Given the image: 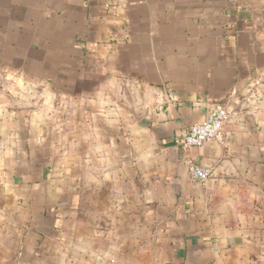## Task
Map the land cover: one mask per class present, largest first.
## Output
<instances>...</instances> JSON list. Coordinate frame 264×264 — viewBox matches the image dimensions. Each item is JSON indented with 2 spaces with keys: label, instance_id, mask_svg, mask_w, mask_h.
Returning a JSON list of instances; mask_svg holds the SVG:
<instances>
[{
  "label": "crops",
  "instance_id": "crops-1",
  "mask_svg": "<svg viewBox=\"0 0 264 264\" xmlns=\"http://www.w3.org/2000/svg\"><path fill=\"white\" fill-rule=\"evenodd\" d=\"M0 264H264V0H0Z\"/></svg>",
  "mask_w": 264,
  "mask_h": 264
},
{
  "label": "built area",
  "instance_id": "built-area-1",
  "mask_svg": "<svg viewBox=\"0 0 264 264\" xmlns=\"http://www.w3.org/2000/svg\"><path fill=\"white\" fill-rule=\"evenodd\" d=\"M262 84L261 78L253 79L249 84V96L245 100H255L258 102L261 99L259 86ZM232 96H236L235 91L232 93ZM257 106L255 104L254 108H257ZM230 117V102L216 103L203 121L191 124L188 129L176 138V142L185 150H190L210 142L224 144L226 142L225 126ZM187 167L190 178L198 183H205L213 175L212 168L197 163L191 157L188 159Z\"/></svg>",
  "mask_w": 264,
  "mask_h": 264
}]
</instances>
